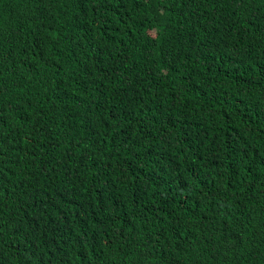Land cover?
Here are the masks:
<instances>
[{"label":"trees","instance_id":"obj_1","mask_svg":"<svg viewBox=\"0 0 264 264\" xmlns=\"http://www.w3.org/2000/svg\"><path fill=\"white\" fill-rule=\"evenodd\" d=\"M0 264H264V0H0Z\"/></svg>","mask_w":264,"mask_h":264}]
</instances>
